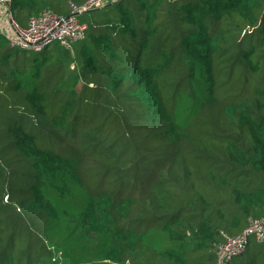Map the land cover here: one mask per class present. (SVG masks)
Instances as JSON below:
<instances>
[{
    "label": "trees",
    "instance_id": "1",
    "mask_svg": "<svg viewBox=\"0 0 264 264\" xmlns=\"http://www.w3.org/2000/svg\"><path fill=\"white\" fill-rule=\"evenodd\" d=\"M84 0H11L24 27ZM71 48L0 34V264H214L264 214V0H117ZM226 264H264L249 237Z\"/></svg>",
    "mask_w": 264,
    "mask_h": 264
},
{
    "label": "built area",
    "instance_id": "2",
    "mask_svg": "<svg viewBox=\"0 0 264 264\" xmlns=\"http://www.w3.org/2000/svg\"><path fill=\"white\" fill-rule=\"evenodd\" d=\"M115 1L117 0H84L79 6L71 5V14L66 16L51 10H43L38 15L30 17L24 27L15 22L9 14L10 34H4L2 31L0 34L9 38L11 46L22 50L38 52L52 42L70 49L75 41L85 35L86 25L77 15ZM10 3L11 0H0V6L5 8H8ZM249 237L264 241V214L259 218L250 219L241 232L226 236L224 241L218 243L215 247L214 264H226L229 259L243 253Z\"/></svg>",
    "mask_w": 264,
    "mask_h": 264
},
{
    "label": "rangeland",
    "instance_id": "3",
    "mask_svg": "<svg viewBox=\"0 0 264 264\" xmlns=\"http://www.w3.org/2000/svg\"><path fill=\"white\" fill-rule=\"evenodd\" d=\"M9 16V15H8ZM6 11L0 7V31L4 34H10V24ZM78 16V15H77ZM56 42H52V45Z\"/></svg>",
    "mask_w": 264,
    "mask_h": 264
},
{
    "label": "crops",
    "instance_id": "4",
    "mask_svg": "<svg viewBox=\"0 0 264 264\" xmlns=\"http://www.w3.org/2000/svg\"><path fill=\"white\" fill-rule=\"evenodd\" d=\"M4 11H6V13H7V16L9 15V12H8V10H7V8H5V7H3V6H0ZM84 23V22H83ZM56 45V43H54L53 45H52V43L51 44H49L48 46H47V49H51V48H53L54 46Z\"/></svg>",
    "mask_w": 264,
    "mask_h": 264
},
{
    "label": "water",
    "instance_id": "5",
    "mask_svg": "<svg viewBox=\"0 0 264 264\" xmlns=\"http://www.w3.org/2000/svg\"><path fill=\"white\" fill-rule=\"evenodd\" d=\"M76 14V13H75Z\"/></svg>",
    "mask_w": 264,
    "mask_h": 264
}]
</instances>
